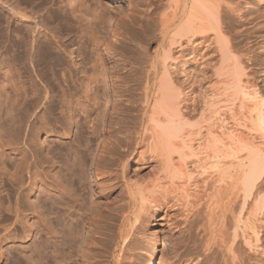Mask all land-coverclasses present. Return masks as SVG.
Listing matches in <instances>:
<instances>
[{
	"label": "bare ground",
	"instance_id": "obj_1",
	"mask_svg": "<svg viewBox=\"0 0 264 264\" xmlns=\"http://www.w3.org/2000/svg\"><path fill=\"white\" fill-rule=\"evenodd\" d=\"M121 1V3L126 1L128 4L130 2L129 12L120 13L121 15L117 16L116 12L109 11V7L102 0H0V20H6L7 25L14 24L9 28V34L16 38L14 41L8 40L7 52L10 59L0 60V79H2L0 80V109L1 106H5L2 105V100H6L4 102L9 103L10 106L7 109L11 111V114L3 113L6 118L1 117L0 114V176L5 175L11 184L19 182V186L15 187L20 189L25 184L23 177L25 174H30L28 170L31 165L39 161L45 165L44 168L55 169L57 164L54 155L48 156L49 153H47L41 156L30 148L31 144L36 143L34 138H29L33 120L28 124L27 103L30 101L27 102L25 82L33 88L31 95L34 98L31 95L28 98H33L35 103L33 101L29 103L30 108L34 107L33 111L38 109V113L43 110L38 118L44 126H49L47 118L52 115V110L50 111L49 106L42 101L47 98L45 90L47 86H52L51 82L57 81L55 85L65 84V87L69 86L75 91L76 89L81 91L83 103L75 104L73 107L80 105L79 108L71 111H74L75 115V112L80 109L86 113L96 111L97 113L89 121L90 124L85 117L86 121L82 127L85 126L86 129H82H85L89 136H84L83 140L78 141V148L86 149L87 153H85L89 161L92 159L90 158L91 140L98 142L95 144L96 148L100 147L99 140L102 144L96 161L92 159L89 166L85 164L86 169L82 168L79 171L77 169L76 173L72 169L75 162L73 164L71 161V168L63 163L66 165L64 180L60 181L55 173L54 176L49 175L52 186H47L46 192L43 191L46 193L45 200H50V206L43 207L41 202V207L37 202L36 206L42 208L40 211L41 208L35 209V205L32 207V204H29L30 212L33 210V216L38 210L37 214L41 212L42 218L38 216L36 222L27 223L28 228L24 227L25 221L24 224L21 223L23 228L21 226L20 228L23 234L29 236L35 227L37 233L44 231L47 238L42 243V237H39L42 245L33 246L34 249H30V256L26 260L41 264L48 259L49 256L45 254L48 242L55 248L52 260H49L51 263L72 264L75 256H81L83 264L92 263L91 256L94 254L91 253L90 247H95L102 238L99 239L98 236L99 240H97L94 237L100 232L93 217L88 215L91 207L89 210L86 206L88 214L84 209L86 213L81 212L79 218H75L78 211L75 213L74 209V212H70L73 207L71 208L69 203L72 202L70 204L74 205L77 201L75 199L72 201V191H74L71 189L72 182L85 181L89 168L93 169L96 179L107 175L110 169L107 171L105 167L108 163L113 164L116 158H113L114 154L121 153L119 151L121 144L127 137L138 134V138H141L140 141L145 143L150 153L159 158L160 164L159 174L157 173L159 176L150 180L149 182L152 183L139 191L140 210H147L149 206L160 203V200L163 201L162 199L166 201L165 197L168 194L176 199L174 201L185 207L190 245L185 251L186 259H176L172 263L246 264V248L256 252L259 249L263 251V247L259 246L258 242L264 231V225L262 226L264 200L262 203L255 199L261 190L256 182L264 172V88L259 86L262 79L257 77V71L253 70L255 66L257 67L255 64L257 62L254 63L252 59V55L255 54L251 55L256 39L251 38L253 40L251 41L249 38L252 30L250 28L252 21H249L251 17H248L252 10L251 7L249 8V1L248 3L245 2L246 0L241 2L240 0ZM263 15L261 13V16ZM50 20L57 22L60 27L49 28ZM92 20L96 26L94 30L90 29L91 26L89 27ZM85 25L87 28H82ZM72 33L74 36L80 33L76 36L78 40L70 39ZM64 35L67 36L66 39ZM1 37L3 33L0 36V49L4 41ZM47 37H50L51 41H47ZM63 38L65 41H62ZM80 39H83L80 45L74 46ZM69 40H71L70 43H68ZM150 41L158 44L152 54L145 48ZM53 43L58 51L56 54L59 55L58 57L54 56ZM57 67L64 69L68 78L58 81ZM262 72L264 73V69ZM22 74H28L24 76V79H28L27 81L22 80ZM31 74H34L32 75L34 79ZM50 77H52L51 81ZM258 82H260L259 85ZM43 85L46 88L42 90ZM7 89H12L14 93L9 94L10 91L8 92ZM39 90L42 91L43 96H40ZM137 91H140L139 94L137 93L136 100L139 105L135 106L137 102L132 100V95ZM66 108L70 107L66 106ZM135 109H139L141 116L138 127L133 123L135 120L131 118V112L137 113ZM38 113H34V120ZM67 113L68 115L62 118L65 126H61L64 129L61 136H68V132L70 133L67 129L71 125L70 120L74 114L71 115L69 111ZM47 114H49L48 117ZM53 127H55L51 128L53 132L55 129H60L56 128V125ZM79 130L81 129L78 128ZM124 153L122 152L121 156ZM4 164L11 166L13 170L9 171ZM122 170H124V163ZM197 175L203 180L209 179L214 182H195ZM32 176L27 177L30 182L26 179L29 182L27 188L25 186L27 190L28 188L30 190L36 181L44 183L42 179L37 180V176L40 175H36V172ZM60 182L65 183L63 185ZM209 186L214 191L213 193L210 191L206 199L204 198L205 211H199L202 217L200 214L198 217L199 212L194 211L195 203L191 200V190L197 192L198 189L203 188L206 193ZM21 189L23 192L24 187ZM55 191L59 194L58 196L52 194ZM169 199L167 201H170ZM1 204L0 209H2ZM26 204H22L24 208ZM43 205L47 204L43 203ZM62 205H69L67 208L69 213L65 215L70 220V224L67 222L69 226H65H68V236L64 233L59 236V233L63 232H58L60 228L55 230L59 220L56 218L60 212L57 215L54 214L57 216H54L55 228L51 227L55 221L49 220L52 217L42 215L44 214L42 211L48 209V211H57L55 208L59 209ZM78 210L81 211L80 208ZM12 211L16 212L14 215L16 214L18 220L21 217H18V212L20 214L22 212L17 208ZM65 216L64 219H66ZM61 219L60 221L63 220ZM66 220L62 224L66 223ZM22 221L20 219L18 223ZM64 225L61 227L64 228ZM40 226L42 228H39ZM16 235L14 233L10 236L16 239ZM59 237L60 242L57 241ZM126 237L123 241L124 245L127 241ZM62 246L65 248H59ZM36 256L37 260L33 261V257ZM2 257L3 253L0 250V260ZM12 262L16 263V259L14 258ZM159 262L155 252H152L143 264H159Z\"/></svg>",
	"mask_w": 264,
	"mask_h": 264
},
{
	"label": "rangeland",
	"instance_id": "obj_2",
	"mask_svg": "<svg viewBox=\"0 0 264 264\" xmlns=\"http://www.w3.org/2000/svg\"><path fill=\"white\" fill-rule=\"evenodd\" d=\"M110 1L111 0H102V2L109 7L108 8L109 11H111L113 13L116 12L115 14H117V16H119L118 14H120V13L124 14V13L129 12L128 7L130 5V2L128 4V2H126V1L121 3L122 2L121 0H114V2H110ZM241 1H244V0H240V2ZM248 1H249V3H248ZM260 1H262V2H260ZM132 2L133 1H131V5H133ZM245 2H247L250 5L249 8L251 7L250 9H252L250 12L251 14H249V16H248V17H251V19L249 18L250 19L249 21L250 22L252 21L251 22L252 24H250V26H252V27L249 26L252 29L249 33V38L250 39L251 38L256 39L255 40L256 42L253 45L254 48H252L253 53H251V55L255 54L254 55L255 57L252 55V59H253L254 63L257 62V63H255L257 65V67L254 65L256 68L254 67L253 70L255 69L257 71L256 76L258 75L257 77H260V79H262V82L261 83L258 82V85L260 83L261 85H259V86L260 87L263 86V88H264V80H263L264 79L263 78L264 73L262 72L264 69V68H262V67H264V61H263L264 60V52H262V51H264V50H262L263 46H264V18H263L264 15L262 12V7H264V0H258V1L257 0H246ZM111 8L114 11H112ZM261 13L263 16H261ZM120 17H119V19H120ZM2 21L0 22V26H1L0 27V36L3 33V37H1V40L2 41L3 40L5 41L6 39L7 40L5 42L4 41L2 42L3 45L1 47L2 49H0L1 50L0 51V54H1L0 60H2V59L3 60L4 59L9 60L10 55H8V52H7L8 48H9V45H8L9 41L16 40L15 37L13 38L11 36V34H9L10 33L9 28L11 27V25H14V24L10 23L7 25L6 20H2ZM92 21L90 22L89 27L93 26L92 28L90 27V29L94 30L96 26H95V22L94 21L92 22ZM111 21L113 22L114 20H111ZM122 21H126V20H122ZM5 24H6V26H5ZM54 27L57 29L60 27V25L57 24V22L50 20L49 28L55 29ZM61 28H63V25H61ZM82 28H87V26L85 25V27H82ZM78 35H80V33H78L76 36H78ZM250 35H252V36L250 37ZM76 36H74L72 33L70 39L75 40ZM10 37H11V39H9ZM50 37L49 38L47 37V41L48 40L51 41ZM63 37L65 39L67 38L66 35H64ZM64 38L62 39V41H65ZM250 39H247V40H250ZM71 40H69L68 43H70ZM76 40H78V39L76 38ZM81 40H83V39H80L78 43L74 44V46H76L77 44L80 45V43L82 42ZM257 40H258V43H257ZM251 41H253V40L251 39ZM44 42H46L45 39H44ZM247 42H249V41H247ZM148 44L145 45V48L148 50V52L150 51V53L152 54L153 51L156 49L155 47H157L158 44L154 41H152V42L150 41ZM52 46L54 48L56 47L54 45V43L52 44ZM70 47H72V46H70ZM256 50H258V52ZM53 51L55 54L54 56L58 57L59 55L58 56L56 55V54H58L57 49L55 48ZM259 66H261V67H259ZM56 69L59 71L58 72L56 70V78L58 81L59 80L61 81L63 78H68V74L65 72L64 69H63L64 71L59 67H57ZM25 75L24 74L21 75V78L23 76L22 80L27 79V78L24 79ZM32 75H34V74H31V76ZM49 76H51V75H49ZM32 78L34 79V76H32ZM0 80L2 81V79H0ZM51 80H52V77H50V81ZM25 83L26 84H24V87H26V91H27V93H26L27 94L26 95L27 96V102L30 101L27 103V105L29 107L28 114H27V119L29 118L28 124H30L33 120V125H34V126L33 125L30 126L29 138H31V139L34 138V141H35L34 143H36V144H34L35 146L33 144H31L30 148L32 149V151H34V152L36 151L37 154H40L41 156H45V155H47V153H49L48 156L54 155L56 157L55 159H56L57 164L55 165V169L44 168L45 165H43L42 162H39V161L37 164H35L33 166L31 165L29 167L30 169L29 168H28L29 170L27 169L30 174H28V175L25 174V176L23 177L24 178L23 183H25L22 186V187H24V189H23L25 191V192L23 191L24 193L22 192V189H21L22 187L20 189L16 188L19 186V182L18 183L12 182L13 184H11V182L7 181V177L5 175L3 177L0 176L1 179H3L2 181L0 179V201H1L0 203H2L1 204L2 209L5 210L4 211V210L0 209L1 210L0 211V216H1L0 217V250L3 253V257H2L3 259L1 258L0 264H13L12 261L14 260V258L16 259V263H14V264H37L36 262H32V261L28 262L26 260V258L30 256L31 250H33L34 247H38V246L42 245L43 241L46 240L47 235L45 234L44 231H40L37 233V231H36L37 228H35V227L32 229L33 230V231H31L32 234L30 233L29 236H25L23 234V232H22L23 227H22L21 223L24 224V221H25V225H24V227H25L27 223L32 224L33 221L36 222L35 220L38 218V216L42 218V216L40 215L41 212L39 213V215L37 214L38 210L36 213L33 212L36 214V215L34 214V216H33V214H32L33 210L30 212V209H31L30 205L32 204V207H34V205H35V207H34L35 209L38 208L39 204L41 206V202L47 204L45 206L42 203L43 207L50 206V204H49L50 200L49 199L45 200L46 188H47V186L50 187L49 185L52 184V179L49 175L54 176V173H55V175L58 177V179L60 181L64 180L63 175L66 173V170H65L66 165H64V164H68L69 168H71L70 167V165L72 164L71 161H73V164L75 162L74 168L72 167V169H74L73 171H75L76 173L82 168L86 169L87 166H89V164H91L92 159L96 161L98 153L100 152L99 149H101V145H102L100 143L101 140H99V144H100L99 146L100 147L96 148L97 145H95V144H97L98 142L93 141L94 139H92V140L90 139L91 140V143H90L91 150H90V148H89V150L92 152V154L90 155L88 153V156L90 155V158H92V159H90L89 161H88L89 157H87V155H86V153H87L86 149L84 148L85 149L84 150L83 147L78 148V144H77L78 141L83 140L85 138L84 136H89V134L85 130L86 127L85 126L82 127V125H84L85 121H86V120H84L85 117H86L87 121L89 122V121H91V119L94 118V116H96V113H97V111L94 113H86L85 111L83 112L80 109L79 111L75 112L76 113V115H75L73 113L74 111H71V110H74L75 108L78 109L80 106L79 104L83 103L82 102L83 97L81 96L82 95L81 91H79L78 89H76V91H75L73 87H69V86L65 87L66 86L65 84H64L65 86L64 85L60 86L58 84H56L57 85L56 86L55 83H57V81L55 83L51 82L52 86L49 85V87L47 86V88H46V86L43 85L42 90H43V88L44 89L46 88L45 91L47 92V98L43 99L42 101L46 105L49 106L50 111L52 110L51 111L52 115H50L48 117L49 114H47V117H48L47 118V120H48L47 125H49V126H46V125L44 126V124L40 123V119H39L43 110L42 111L40 110L41 112L38 113V109H36V110L34 109L35 111H33L32 108H34V107L30 108L31 105L29 103H31L32 101H33V103H35V100H33L34 96L31 95L33 88L29 85L28 82H25ZM28 86H30L32 89ZM40 87H38V89H41ZM7 91L8 92L10 91L9 94L14 93V92H12L13 91L12 89H9V90L7 89ZM39 93H41L40 96L44 95L41 90H39ZM137 93L139 94L140 91L133 92L132 100L136 101L138 99ZM30 95L33 98H28V96L31 97ZM70 99H71V102H70L71 105L73 104L72 107L75 106V104H77V103H79L78 104L79 106L76 105L77 107L72 108L70 103H69ZM0 101H1V98H0ZM4 101H6V100H2V102H1L2 105H5V106H3V107L1 106L0 110H3V111H0V114L2 115V116L1 115L0 116L6 118L5 114L6 113L11 114V111H9L10 109L9 110L7 109L10 107L9 103L7 104V102H4ZM67 104L70 106H68ZM138 105H139V103L137 102L135 106H138ZM66 106L70 107V108H66ZM66 109L67 110L69 109L68 111L71 113V115L74 114L75 116L72 115L73 118L71 117V120H70L71 125L68 126V129H67L68 131H70V133L68 132V136H61L62 132L64 131V129H62L61 126H65V121H63L62 118L64 119V117H66V114L68 115V113H67L68 111ZM4 110H7L8 112L4 111ZM135 110L137 111V113L132 110L133 112H131L132 113L131 118H133L135 120V122H133V123L137 126L138 124H140L141 116L139 113L140 112L139 109H135ZM29 112L31 113V115ZM33 112L38 113L37 118L35 120H34L35 115ZM3 113H5V114H3ZM82 113H84V114H82ZM86 114H88V115H86ZM133 115H135L137 117H135ZM28 116H30V117H28ZM87 116L90 118H88ZM7 118H9V117L7 116ZM89 124H90V122H89ZM41 125H43V127ZM54 125L57 126L56 128H60L57 130L55 129L56 132L51 131V128H55V127H53ZM50 126H52V127H50ZM32 127H33V129H32ZM78 128L85 131V132L82 133L83 131H81V130L78 131ZM82 128H85V129H82ZM133 136H135V137H133ZM133 136L127 137L128 139L126 138L125 139L126 141H124L121 144L120 148L122 151L121 150H119V151L121 153L125 152L126 154L124 153V154H122V156H121V153L120 154L119 153L114 154L113 158L114 157H116V158H114V162L112 161L113 166L108 163L107 167H105V168H107L106 169L107 171L110 169L109 170L110 174L107 172V175L105 174L104 177H100V178L96 179L94 176V173H93V169L90 170L91 168H89L87 170L88 175H87L85 181H83V182H72L73 188H71V189L72 190L74 189V191H72V201H73V199L77 200L76 203H74V205H76L78 207L74 206L73 204L71 205L70 203H72V202H70L69 205L71 206V208L73 207L72 210L69 208L70 212L75 211V213H76L78 211L75 214L76 216L75 215L74 216H75V218L76 217L79 218L78 216L81 214V212L82 213L87 212V214H88V212H89L88 209H89V207H91V212H89L88 215H90V217L91 216L93 217V219L95 220V225L98 226L97 228H99L98 231L100 232L97 235H95L94 237H96L95 239H97V240L102 238L99 241L100 243L98 242L99 244H96L95 247L94 246L90 247V250L92 249L91 253L94 254L93 256L90 255L92 257V259H91L92 263L91 264H143L144 262L147 261L149 254L152 252H155V256L160 261L159 264H173L172 261H175L176 259H180V258H181V260L186 259L185 258V251H186L187 247L190 245V242H189L190 233L188 232V227H187L188 222L185 221V216H186L185 207L180 205L181 203L174 201L176 199H174L172 197V195L168 194V196L165 197L166 201L164 199H162L164 202L160 200L159 201L160 203H157V204L155 203V205L154 206L151 205V207L149 206L148 208H150V209L147 208L148 211L147 210H142V211L140 210V204H139V199H138L139 198V191L142 187L150 185L152 183V182H149L150 180L159 176L158 174L160 171V164L158 163L159 158L157 156H156L157 157L156 158L154 154L150 153V151L148 150L145 143L140 141L141 138H138L139 135L137 134V136L136 135H133ZM71 143H73L72 146H71ZM29 144H30V142H29ZM33 146H34V149H33ZM97 150H98V152H97ZM7 153L8 152H6V154ZM81 155H84V156H81ZM85 156H86V158H85ZM91 156H93V157H91ZM76 158H77V160H76ZM82 158H85V159H82ZM80 159H82V160H80ZM112 162H110V163H112ZM123 163H124V170H122ZM6 164H7V162H6ZM6 164H4V165L7 167V169L9 171L13 170L11 168V166H9L10 165L9 163H8L9 165H6ZM81 164L83 165L82 167L80 166ZM85 164L86 165L88 164V165L85 166ZM62 165H63V167H62ZM108 165L110 167H108ZM42 168H44L43 171H42ZM60 168H62V169H60ZM77 169H78V171H77ZM59 170H61V171H59ZM34 171L36 172V175H38V174L40 175V176H37L38 177L37 180L42 179V180H44V183L41 184V183H39V181H36V182H34V184L32 186L33 188L31 187L30 190H29V188L27 190L26 189L27 185L30 182V180L27 179V177L29 175L34 176L35 175ZM37 171H38V173H37ZM39 172H42V173L40 174ZM67 173H69V172H67ZM195 175H196V173H195ZM197 176H196V180H194L195 182H214L213 180H209V179L203 180L202 177H200V176L197 177ZM25 180L27 181V183ZM194 181H190V182H194ZM31 182H33V181H31ZM185 182H188V181H185ZM215 182H217V181H215ZM9 183H10V185H9ZM60 183H62V182H60ZM63 183H65V182H63ZM256 183L260 185L261 190H259L255 199L258 201H261L263 203L262 200H264V172L261 174L260 178L258 179V181ZM44 184H46V185H44ZM12 185H14V187ZM25 186H26V188H25ZM40 187H41V189H40ZM42 187H44V189ZM210 187L211 186L208 187V190L206 193H204L203 188L198 189L197 190L198 195H197L196 191L192 192L193 190H191V194H192L191 200H192V202L195 203V207H194L195 212L197 210H198V212L199 211H201V212L205 211V208H203L205 203L203 201H205V199H206L205 197L207 194H210L212 191H214L213 188H210ZM14 188H16L17 191ZM55 192L52 194H55V196H58L59 194L57 192L56 193ZM41 194H43V195H41ZM194 195L197 198L194 197ZM23 196L25 199L23 198ZM169 198H171V199H169ZM42 199L44 201H42ZM82 199H83V201H82ZM168 199L170 201L171 200L172 201L171 202L167 201ZM22 200H23V202H22ZM87 200L90 201L89 202L91 204L90 206L88 205L89 203ZM198 201H199V203H198ZM37 202H38V206H36ZM15 203H17V204H15ZM23 203L24 204L27 203L26 204L27 206L25 205L26 208H24V205H22ZM158 204H160V205H158ZM69 205L68 206L62 205L59 209L55 208L57 210V211L53 210L55 213L52 210L48 211L49 209L42 211L44 213L42 215L52 217V218L49 217L50 218L49 220L51 222L55 221L56 219L57 220L59 219L57 221V225L55 224L56 223V221H55L54 223H52L53 225L51 226V227H53L55 224L57 227L55 229L56 231L59 228L61 229L62 228L61 226H63L65 224L64 228H62L64 230H62V229L58 230V232L63 231V232L59 233L60 234L59 236H61V234H63V233L67 236L69 234V232L67 233V231H69V230H67L68 229L67 227L69 226L68 223L70 224V220H69V218L67 219V216H65L66 214L68 215V213H69V210L67 212V208L69 207ZM3 206L7 207L8 209L4 208ZM17 206H19V207H17ZM28 206L30 208H28ZM64 206H67V207H65V209H63ZM86 206H88V207H86ZM10 207H11V209H10ZM41 207H39L38 209H40ZM82 207H83V210H82ZM85 207L88 209H86ZM152 207H154V208H152ZM16 208L18 209V211H20L19 209H21L20 212H22V213L25 210V212L23 214L22 213L20 214L18 212V214H19L18 217L21 216L18 218V220L16 219L17 218L16 214L14 215V213H16V212L12 211V210H16ZM23 208H24V210H23ZM34 208H32V209H34ZM78 208H80L81 211L78 210ZM92 208H93V210H92ZM84 209L87 211L85 212ZM41 210H42V208L40 209V211ZM59 212H60V214H59ZM143 212H146V213H143ZM201 212L198 213V217H200L199 214L202 217ZM54 214L55 215L59 214V215H57L58 216L57 217ZM61 214L63 215V217ZM101 215H103V216L101 217ZM137 215H138V217H137ZM203 215H204V212H203ZM22 216H23V218H22ZM54 216L57 218L55 219ZM64 216L68 221L66 219H64ZM25 217H27V218L25 219ZM59 217L62 218L63 220L61 219L62 221H60ZM20 219H21V221L23 219V221L20 222V224H19L18 222L20 221ZM15 220H16V222H15ZM64 220H66V223L67 222L68 223L62 224ZM263 220H264V218H263ZM26 221H28V222H26ZM73 221H75V220H73ZM42 222H44V221H42ZM60 224H62V225H60ZM66 225H68V226L65 227ZM73 225H75V224H73ZM263 225H264V222H262V226ZM3 226H4V228H3ZM20 226L22 228H20ZM16 227H17V229H16ZM18 227H19V229H18ZM25 228H28V225ZM39 228H42V227L40 226ZM53 228H55V226ZM100 228H102V229H100ZM263 230H264V228H263ZM14 233H15V235L17 234L16 239H12L11 238L12 236H10ZM19 233L20 234L22 233L21 235H24V236H21ZM35 233H37L39 236L37 234H36L37 235L36 236ZM101 233H104V234H101ZM17 236H19V237H17ZM98 236H99V239H98ZM39 237L42 239L41 240L42 243L40 242ZM125 237H126L127 241H126V244L124 245L123 241H124ZM60 240L61 239L59 237L57 241L60 242ZM59 242H58V245H59ZM50 244H52V243H50ZM50 244L47 242L46 252H45V254H47V257L48 256L49 257H48V259H45L46 261L44 260V262H42L41 264H48L47 262H49V264H54V262L51 263L50 261L52 260L53 251L55 250V248L52 247V245L50 246ZM35 245H37V246H35ZM116 245H118V246H116ZM258 245L263 247V251H261L259 249L256 252V251L248 250L246 248V251H247L246 252L247 256L245 257L246 258V264H264V231H262V234L260 236V242H258ZM53 246H54V244H53ZM7 248H9V249H7ZM59 248L64 249L65 247L62 246ZM93 249H94V251H93ZM121 249L123 252L121 251ZM12 252H14V253H12ZM97 254H98V256H96ZM119 255H120V257H119ZM93 257H95V258H93ZM34 258H36V259H34ZM80 258H81V256H77V257L75 256V258L73 259L74 263H72V264H83L82 258L81 259ZM34 260L35 261L37 260V256L33 257V261ZM60 264H63V263L61 262Z\"/></svg>",
	"mask_w": 264,
	"mask_h": 264
}]
</instances>
